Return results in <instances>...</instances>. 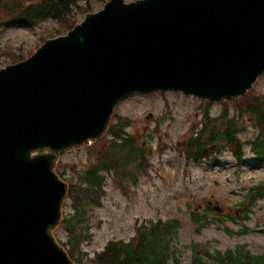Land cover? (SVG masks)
I'll use <instances>...</instances> for the list:
<instances>
[{
	"label": "water",
	"instance_id": "95a60500",
	"mask_svg": "<svg viewBox=\"0 0 264 264\" xmlns=\"http://www.w3.org/2000/svg\"><path fill=\"white\" fill-rule=\"evenodd\" d=\"M262 75L264 0H109L0 69V264H76L52 236L68 190L54 166L123 99L236 102Z\"/></svg>",
	"mask_w": 264,
	"mask_h": 264
},
{
	"label": "rangeland",
	"instance_id": "374dc122",
	"mask_svg": "<svg viewBox=\"0 0 264 264\" xmlns=\"http://www.w3.org/2000/svg\"><path fill=\"white\" fill-rule=\"evenodd\" d=\"M108 1L80 0L78 5L83 12L76 11L77 24L87 15L102 10ZM135 1L124 0L127 4ZM84 9H90V12L86 13ZM68 32L52 20L0 27V69L10 65L15 55L27 56L35 46ZM248 94L264 97V75ZM240 100L207 103L172 91L133 94L123 99L115 108L110 125L118 116L130 121L127 132L134 135L137 143L147 151L151 150L148 153L149 166L146 172L138 175L136 184L126 182L128 188L125 192L113 173L105 174V195L102 205L89 211L91 240L82 244L83 252L91 258L110 241H130L140 225L176 220L181 227L172 244L181 264H191L192 247L196 244L210 252L246 246L251 254L263 255L264 197L256 201L246 220L231 219L250 188L264 184V162L257 160L250 146L246 145L258 132L252 120L246 117L240 126L244 129L239 139L245 143L242 163H238L230 152H225L214 160L196 164L176 151L191 126L201 120L204 105L210 104V115L217 117L224 104L234 114L235 104ZM110 138L106 133L87 146L59 155L55 173L67 186L77 181L80 174L97 162V156L108 149ZM69 213L71 208L66 200L62 218ZM193 213L207 216L209 224L200 232L192 223ZM52 236L67 252L68 248L63 244L68 236L61 221L52 230Z\"/></svg>",
	"mask_w": 264,
	"mask_h": 264
},
{
	"label": "trees",
	"instance_id": "16d2710c",
	"mask_svg": "<svg viewBox=\"0 0 264 264\" xmlns=\"http://www.w3.org/2000/svg\"><path fill=\"white\" fill-rule=\"evenodd\" d=\"M80 0H0V27L35 24L52 20L67 32L77 25L76 11L83 9ZM90 1V0H85ZM77 8V9H76ZM85 10V9H84ZM84 12L89 13L90 9ZM58 36H61L60 34ZM27 56L15 55L10 65L31 57L40 46H35ZM210 104L203 107L202 118L191 126L189 133L177 145V152L187 161L196 164L214 160L230 152L238 163L244 160V144L239 139L244 128L241 122L249 117L258 130L255 139L247 142L257 160L264 162V97L247 95L236 103L234 114L224 104L217 117L210 115ZM130 121L118 116L107 133L109 147L97 156V162L77 181L68 183L67 201L71 213L64 215L61 224L68 236L63 244L68 248V257L77 264H181L173 247V240L180 230L179 221L156 222L140 225L135 236L128 242L110 241L91 258L82 250V244L91 240L89 211L100 207L105 195V174H114L123 192L126 182L136 184L139 174L149 166L148 153L139 145L134 135L127 132ZM264 197V184L250 188L240 209L234 212L232 220H246L259 198ZM207 216L192 214V223L200 232L209 222ZM229 232V231H227ZM246 246L225 252H210L199 244L193 245L191 264H264L263 255H253Z\"/></svg>",
	"mask_w": 264,
	"mask_h": 264
}]
</instances>
